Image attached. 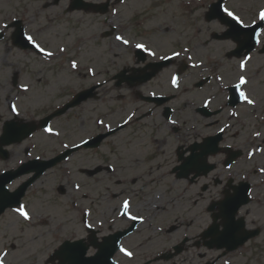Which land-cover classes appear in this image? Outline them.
Masks as SVG:
<instances>
[{
	"label": "rangeland",
	"instance_id": "374dc122",
	"mask_svg": "<svg viewBox=\"0 0 264 264\" xmlns=\"http://www.w3.org/2000/svg\"><path fill=\"white\" fill-rule=\"evenodd\" d=\"M54 1L0 0L2 21H9L11 16L20 18L25 25L29 24L26 25V33L34 35L42 48L54 53L51 57H44L34 52H20L12 46L11 31L5 32L6 39L0 45V114L5 118L9 116L2 108L6 107L9 98L16 93L15 90L17 95L20 94L18 88H14L13 93L10 91L11 81L16 75L18 85L31 86L26 97L17 102V112L28 121L43 118L70 99L72 94L95 82H107L124 67L130 69L129 75L137 67L130 55L128 58L127 47L122 46V42L116 40L114 35L103 38V32L110 29L102 16L83 12L68 13L70 0H60L58 5H54ZM214 1L128 0L124 5L118 6V14L114 20L111 18V24L123 28V32L120 31L119 34L131 43L152 44L163 54L177 48L183 49L184 46L190 47L189 43L194 44L195 46L190 47L195 50L193 59L203 61L207 68L220 72L225 82L219 85L214 81L211 88L196 92L201 103L211 91L219 93L220 90V94L224 96V87L238 81L237 76L240 75L239 59L228 58L226 55L235 47L234 43L211 40L213 34H220L225 30L218 21L209 23L205 19L209 4ZM227 7L236 14L243 15L245 18L242 19L248 22L255 19L259 11L264 10V0H228ZM139 22L143 25H137ZM86 37L91 38V41H84ZM72 61L76 62V68L71 66ZM89 68H94L95 78L88 74ZM246 68V75L251 80L249 91L262 100V93L256 96L255 92H258V85L264 87V55L255 54ZM170 72L172 69L165 70L153 81L133 90L126 86L116 88L114 83L107 84L99 90L98 100H90L71 110L66 116L54 120L53 131H61V139L67 144H73L93 136L95 132H101L102 129L95 124L97 118L110 115L107 122L115 125L128 114L123 112L128 102L130 108L142 105L138 97L132 96V91L143 93L148 90H165ZM185 77H182V90L193 85L192 78ZM229 111L226 110L224 114L228 115ZM247 119L251 125L245 120L250 127L248 130H240L243 138L238 140L245 138L247 141L246 136L248 138L254 131L261 130L259 122ZM212 120L214 119L207 121ZM203 121L199 122L203 134L204 131L213 132L219 127L217 124L206 128V121ZM154 122L160 123L159 120H145L144 127L132 126L116 138L115 142L104 144L102 151L81 152L64 166L57 167L43 177L29 191L25 201V209L30 216H36H32V223L14 211H8L0 219V254H8L5 261L10 264H47L49 256L65 240H78L88 236L84 216L88 217V223L101 231L99 236L127 227L130 222L128 217L116 216L124 198L132 199L130 215L141 217L140 214H152L155 211H150L153 209L152 205H158L160 209L156 212L155 219H146L145 225L139 228L138 233L126 239L122 247L133 254L144 255L145 258L162 254L180 244L185 235L191 238L209 228L213 221L207 208L223 198V185L227 186L224 179L227 176H242L252 184V202L241 210L240 217L246 219L248 229L260 228L261 234L232 254H247L240 264H264V209L261 208L264 206V153L253 156L247 154L248 158L241 160L228 172L223 171L222 163L218 162L223 157H214L211 163L217 169L209 178H196L194 184L178 180L172 174V169L179 164L174 152L179 143L168 137L167 133L149 129L153 127L149 124ZM194 122L192 120V123L186 125ZM235 134L233 130L230 142H235ZM154 136L159 141L156 142L157 146L161 147L158 150L151 142V137ZM190 140L189 143L200 141L195 137ZM181 142L187 144L185 141ZM248 142L250 143L247 145H253L251 138ZM35 144L37 151L34 155L42 154L44 149L55 153L62 147L59 140H51L40 133L33 140L11 148L15 156L6 164L24 160L25 147ZM166 149L167 156L164 154ZM6 164L0 161V170ZM126 164L128 169H125ZM109 166L114 167L111 173L107 171ZM64 170L69 173L66 174ZM93 170H99V175L93 177L88 173ZM117 178L121 179V184L115 181ZM218 179L224 183L216 184ZM126 181L128 184H122ZM75 184L80 185L79 190L74 187ZM60 186L65 188L64 195L58 192ZM114 191H124L125 195L112 202L111 198L116 195L113 194ZM143 197L149 202L146 205L149 211L141 205ZM169 227H173V230L168 234L165 230ZM185 247L182 254H208L207 259L221 254L216 249L197 247L195 240L188 242Z\"/></svg>",
	"mask_w": 264,
	"mask_h": 264
},
{
	"label": "flooded vegetation",
	"instance_id": "af4514ba",
	"mask_svg": "<svg viewBox=\"0 0 264 264\" xmlns=\"http://www.w3.org/2000/svg\"><path fill=\"white\" fill-rule=\"evenodd\" d=\"M149 52H155L156 55L152 56L149 54ZM174 52H180V48L174 49L171 52H166L165 54H163L160 52L159 48L151 47L149 49V51H146L147 63H157V62L169 60L170 61V67L168 69H172L173 76L177 77L178 76L177 73L181 69L183 62L181 61L182 60L181 54L179 55V57H173ZM132 60L134 62L137 61V57L135 56L134 52L132 54ZM173 68H174V70H173ZM205 71H207V69ZM15 77L17 78V76H14L13 79H15ZM202 77L211 78V83L214 81V76H212V75L201 76V78ZM171 78H172V75L169 76L168 86H166L165 90H162V91L148 90V91L143 92V93L139 92V91L137 93L132 91V96L134 95L135 97H138V100L141 102L142 105L139 107L136 106V107L130 108L129 102H128V104H127L128 106L126 107V112H129L128 117L131 116L132 119H131V121H129L126 124V126L122 130L117 132L116 136L119 138L121 135L126 133V131L129 130L132 126L140 125V126L144 127L143 121H145V120H147V121L159 120L160 123L154 122L153 124H149V125L153 126V127H150L149 129H152V131H158V132L162 131L163 133H167L166 135L168 137H171L174 140L178 141L179 145H177L176 151H174V152L176 155V161L179 163L183 159V156L184 157L190 156V147H191L192 143L201 142L206 137L213 135V132H208V131H204L205 133L203 134L201 129H200L201 124H199V122L201 123L202 120L206 121V124H204L206 126V128H209V126L217 125L219 123V120H218L219 116H221L223 111L229 107V105H228L229 88H226V90L224 92V96L221 95L222 93L221 94H219V93H212L211 94V92H213V91L208 92L210 95L206 96L203 99V101L200 103V101H198L199 97H197V95H195V93L196 92H202V91H199L198 89H195L192 91H181L179 89L178 85L171 84L172 83ZM179 78L180 77H178V80H179ZM185 78H192V80L195 82L198 81L196 73L190 74V76H187ZM149 82H151V81H149ZM149 82L143 83L141 85L147 84ZM195 82L193 84L194 86H195ZM11 85H12V87L17 86V84H13V80L11 81ZM141 85H139V86H141ZM128 89H130V88H128ZM130 90H133V89H130ZM203 92H204V90H203ZM145 98H158V99L166 98L167 102L166 103L163 102L164 104L160 105L161 101H158L157 103L154 101L150 102L148 100H145ZM221 104H222V106H220ZM4 110L7 111V113L13 111L12 107H10V106L5 107ZM203 112H206V113H203ZM210 114L214 115L213 116L214 120H212L211 122H208L207 120L210 119L208 115H210ZM10 119H13V118L7 117V118H5V121H8ZM192 120L195 121L194 124L187 126L189 124V122L192 123ZM15 121H16V119H15ZM172 121H175V123H172ZM187 122H188V124H187ZM197 125L199 127H197ZM233 126H235V124L232 123L231 119L225 121V126L223 127V130H222V133H223L222 146L226 147V148H231L235 151H239L240 148H242V146H244L245 141H244V139L242 141L238 140V139H240L239 133L237 132V130H234V132L236 133L235 134V137H236L235 142L231 141V143H230V140L232 139V136H233L232 135L233 134ZM192 137H195V138H197V140H200V141H195V142L189 143L191 141L190 138H192ZM152 138H153V141H152ZM183 138L185 140H183ZM165 140H166V138H165ZM181 141H185L187 144H183ZM151 142L154 145H156L157 150L161 148L160 146H157V144H156V142L159 143L156 136L151 137ZM165 144H166V142H165ZM165 144H163V146ZM38 147H39V145H38ZM161 151L163 152V150H161ZM161 151L159 152V154L161 153ZM43 152L45 153V155L41 156V158H40L41 160H47V159L52 158L54 156L53 152L50 150L47 151L46 149H44L42 151V153ZM241 152H243V150ZM29 153H31L30 150L28 151V155H29ZM164 154L167 156V149L165 150ZM14 156L15 155H13L11 152L9 154V158H8L7 162L10 161ZM221 156L223 158L218 162L223 164V163H225L224 161L226 159L225 155L219 154L216 157H221ZM213 158L214 157H209V161H212ZM167 159H168V157H167ZM24 161H22V162H24ZM12 168L17 169V165L13 166L9 169H12ZM226 170H228V169H226ZM224 181L227 185L230 181H232V182H231V184H229L230 186H228V187L223 185V187H224L223 194H229V195L232 194L233 195L235 193V191L232 188L237 186L241 181H244V180L241 177H227V178H225ZM224 181L221 180V184H223ZM120 193L121 194H119V195H125L124 191H121ZM113 199L115 200L116 198L114 197ZM244 256H245L244 254H223V259H219L216 262V264H240V261L243 259ZM205 257L206 256L203 254H182L179 258H175L172 261H166V262L160 261V262L155 263V259H154L155 257H146L145 258L144 255L133 254L132 257H126V259L121 264H211V263L213 264V258H211L210 260H207Z\"/></svg>",
	"mask_w": 264,
	"mask_h": 264
},
{
	"label": "snow or ice",
	"instance_id": "6c2138e0",
	"mask_svg": "<svg viewBox=\"0 0 264 264\" xmlns=\"http://www.w3.org/2000/svg\"><path fill=\"white\" fill-rule=\"evenodd\" d=\"M223 12L226 14L227 17L231 18L232 21L235 22V25L238 26L239 28V32H238V38H239V41L243 44L245 41H253L255 40L256 43H260L259 39L257 38L258 37V33H257V28H261V30H264V10H261L259 11L258 13V20L260 21L259 24L255 25L251 32H246V31H243V29L247 28L248 26L245 24L244 20L241 19V17L237 14H235L233 11H230L228 8H224L223 9ZM4 27L6 28L7 25H4ZM26 39L28 40L29 43H31L36 49H38L40 52L42 53H45V55L51 57L54 55V53L48 51L46 52V50L44 48H42L40 46V44H38L34 38L32 36H27ZM116 40L122 42V44L124 45H128L130 43V41L128 39H125L123 36H116L115 38ZM135 48L137 49H141V50H144V51H149V49L147 48V46L143 43H137L135 45ZM60 51H65V49H60ZM150 55L152 56H155L156 53L155 52H149ZM180 55L179 52H174L173 53V57H178ZM251 57H246V60L247 59H250ZM245 62L246 61H242L241 64H240V68L243 70L245 68ZM71 66L73 68H76L77 67V64L75 61H72V64ZM172 84L173 85H178V77L176 76H173L172 77ZM247 83V80L244 76H240L239 77V83L235 86L236 88H240L242 85L246 84ZM27 90V89H25ZM241 96L245 99V101L249 104V105H254L255 104V101L248 98V96L241 92ZM12 110L14 112L17 111L15 105L12 106ZM18 114V113H17ZM132 117L129 116L128 117V120L125 121V123H128L129 121H131ZM98 123L100 124H104V121L103 120H100L98 121ZM172 123H175V121H172ZM46 131L48 132H52V129L51 128H48L46 129ZM257 136H259V133H256ZM86 143V141H85ZM65 147H67V145H65ZM74 187L79 190L80 188V185L79 184H75ZM130 201L128 200H125L123 201V212H121L120 214L122 216H126L128 217L129 219L135 221L137 219H143L142 217H137L135 215H130ZM15 211L26 221H30L32 219V217L30 216L29 212L25 209V206L24 205H20L19 207H17L15 209ZM87 215V214H86ZM85 227L86 228H89L91 229L92 228V224L90 223H85ZM121 252H123L126 256L128 257H132L133 256V253L131 251H128L127 249L121 247L119 249ZM7 256V253H3V254H0V264H5V257Z\"/></svg>",
	"mask_w": 264,
	"mask_h": 264
},
{
	"label": "water",
	"instance_id": "95a60500",
	"mask_svg": "<svg viewBox=\"0 0 264 264\" xmlns=\"http://www.w3.org/2000/svg\"><path fill=\"white\" fill-rule=\"evenodd\" d=\"M78 1L79 0H76V6H79L78 5ZM213 18V17H211ZM225 19H223L224 21ZM235 34H237V29L233 26V29L232 31L229 32V35L230 36H233L235 38ZM35 130V128L31 127L30 129H27V131L29 132V134L31 132H33ZM8 138V135L6 134L4 136V139ZM3 146V144H1V147ZM64 157H62L61 159H63ZM191 162L193 161H189L187 162L181 169L184 171H186L187 169H189V166H191ZM2 186L3 185H0V202H4V201H7L8 204L4 205V204H1L0 203V213L3 212L5 210V208L7 207H15L17 205H19L20 203V198L23 196V191H20L18 194H15L14 197H8L3 191H2ZM215 229L214 233L217 232V227H213L212 230ZM227 230L228 227L225 229V231L221 232V233H218V236L213 240V242L217 245V247L219 248H222L224 247L225 243H227L229 240L231 241L232 239H228V232ZM256 235V234H255ZM251 236V235H250ZM250 236L248 235L247 238H245V240L240 243V244H243L245 241H247ZM93 241V240H92ZM120 242V237H115L114 239H109L107 240V242H105L103 245H101L100 247V250L101 252L99 254H104V257L101 258V260L99 261H96V260H93L92 262H85L83 263L82 260L78 259V258H75L72 262V264H111L112 263V260H111V257H112V254L114 253V251L116 250V247L118 246ZM87 252V246H85L83 244V242H78V243H74V244H69V243H66L64 244V246L62 247L61 251L58 253V254H83L85 255ZM83 259V257L81 258ZM61 262H62V259H61Z\"/></svg>",
	"mask_w": 264,
	"mask_h": 264
},
{
	"label": "bare ground",
	"instance_id": "6f19581e",
	"mask_svg": "<svg viewBox=\"0 0 264 264\" xmlns=\"http://www.w3.org/2000/svg\"><path fill=\"white\" fill-rule=\"evenodd\" d=\"M255 107H257V104H255V106H250V105H247L246 107H244V109L246 110V111H254L256 108ZM254 108V109H253ZM261 121L263 122V128H264V112H262V118H261ZM262 209H264V206L263 207H261Z\"/></svg>",
	"mask_w": 264,
	"mask_h": 264
}]
</instances>
